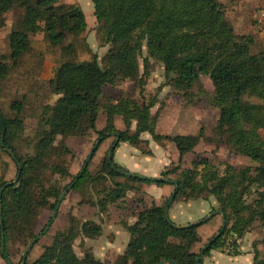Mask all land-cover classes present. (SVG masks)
<instances>
[{"label":"trees","instance_id":"trees-1","mask_svg":"<svg viewBox=\"0 0 264 264\" xmlns=\"http://www.w3.org/2000/svg\"><path fill=\"white\" fill-rule=\"evenodd\" d=\"M90 1L96 20L102 23L99 30L101 44L110 45L101 64L96 55L90 60L78 61L75 47L66 44L69 35H80L87 27L85 15L76 5L65 4L62 0H0V28L4 26L7 12L15 6L24 9L20 29L12 30L8 36V59L12 65L30 51L31 36L41 31L46 35L48 44L52 48L59 47L63 56L55 78L44 81L54 99L40 108L33 157L22 159L15 148V142L24 128L21 117L23 104L17 101L11 103L10 109L15 112L13 117L4 116L0 110V140L3 138L4 144L12 150L21 168L18 181L6 187L2 193V260H10L7 245L15 235L22 238L25 247L37 236L33 231V221L38 212L47 206V201L41 178L37 177L35 180L33 174L40 176L37 171L42 173L46 169L49 157H62L71 153L64 141L65 137H84L90 131L96 133V141L101 137L105 139V134L118 132L116 148L120 143L140 148L145 143L141 140L143 134H148L157 144L171 143L178 153V164L171 170L162 172L159 179L170 174L177 175L173 180L175 201L179 198L186 201L198 198L207 201L206 195L214 197L219 210L225 214L226 221L235 217V224L230 231L237 234L238 238L242 237L246 228L255 220L264 226V192L259 191L264 183V140L260 134L264 129V53L248 52V44L252 40L232 33V27L224 20L222 7L216 0ZM134 36L139 41H146L148 53L161 60L166 79L173 82L174 89L180 94L186 95L201 75L209 78L215 91L211 104L219 110L214 132L223 141L225 138L224 142L233 152L257 164L256 172L260 180L252 179L247 173L249 169H244L236 171L241 177L237 183L234 182L233 175L216 176L208 173L202 174V180L198 182L195 161H192L191 169L182 170L181 162L203 139L202 127L195 135H162L156 131L157 115L152 116L150 113L157 104L154 97L141 105L128 97L114 101L104 97L105 86H115L127 79L135 84L142 83L138 76L136 52L130 46ZM9 69L7 63H0V80L8 74ZM251 99L260 102H251ZM101 111L106 117V124L102 130L97 131L96 121ZM116 117L122 119L124 130L116 129ZM133 122L134 131L129 135ZM0 150L6 154L1 145ZM144 153L149 154L148 151ZM113 165L115 169L127 172L115 162ZM15 166L17 176L16 163ZM50 167L54 173L63 174L66 171L56 165ZM115 169L108 162L107 151L96 175H89L87 165L71 190L83 192L85 181L101 182L98 180L101 176L125 178L123 182H114L111 191H103L96 203L83 201L86 205L100 208L102 213L107 212L110 206L123 209L126 194L142 191L145 184H165L162 181L153 182L150 178H129ZM209 181H212L211 185H208ZM6 183L1 181L0 189ZM34 184L39 189L37 193L32 190ZM251 188L258 190V197L252 203H246L244 192ZM56 202L51 205L52 209ZM167 202L168 199L162 206L151 203L137 212L132 224L122 223L129 238L123 253L112 264H159L167 260L176 264H198V254L191 249L200 240L197 228L208 221L187 228H175L163 217ZM214 211L216 210L210 213ZM72 221L73 225L66 231L56 233L51 244L31 264L79 263L73 249L75 240L78 237L94 240L101 234V227L91 221ZM170 223L174 225L171 221ZM223 235L202 254L200 264H204L202 258L210 251L219 248ZM238 255L240 253L236 252L233 256ZM82 262L104 264L90 252L83 254ZM252 262L264 264V260L258 261L256 254Z\"/></svg>","mask_w":264,"mask_h":264},{"label":"rangeland","instance_id":"rangeland-1","mask_svg":"<svg viewBox=\"0 0 264 264\" xmlns=\"http://www.w3.org/2000/svg\"><path fill=\"white\" fill-rule=\"evenodd\" d=\"M216 1L221 5L223 18L227 24L231 25L232 33L252 40V43L248 44V52L250 54L264 53V21L261 23L256 21L260 17V13L264 12V0ZM62 2L76 5L84 13L87 26L86 30L80 35H69L66 44L75 47L78 61L90 60L93 55H96L98 62L101 64V59L108 52L110 45L101 44L99 30L102 23L98 22L94 16L92 2L90 0H62ZM23 15L24 9L15 6L5 14L4 26L0 28V63H7L10 67L8 74L0 80V110L4 116L13 117L15 112L10 109L11 103L17 101L23 104L21 117L24 128L15 142V148L17 154L25 159L33 157L35 154V131L38 128L40 108L46 103H51L54 99L44 81L55 78L56 66L59 67L63 56L59 47L52 48L48 44L46 35L41 31L31 36L30 51L24 54L15 65H12L8 59L10 55L8 36L12 30L20 29ZM130 46L136 52L138 76L141 77L142 83L135 84L134 81L127 79L115 86H105L103 88L104 97L113 101L128 97L139 105L148 103L154 97L157 104L150 110V113L152 116L157 115L156 131L160 134L195 135L202 127L203 139L199 141L192 153H188L183 157L181 162L182 170L191 169L192 161H195L196 180L198 182L202 180V174L208 173L216 176L233 175L234 182L237 183L241 180V177L236 171L244 169H249L247 173L252 179L260 180L259 174L256 172L257 164L247 157L233 152L224 142L225 138L223 141L214 132L213 129L219 116V110L211 104L215 91L209 78L201 75L199 81L189 89L187 94L182 95L174 89L173 82L166 79L161 60L156 56H150L145 40L139 41L134 36ZM2 56L5 58L2 59ZM250 101L260 102L257 99H251ZM116 121L118 130H124L125 125L122 119L116 117ZM105 124V115L103 112L99 113L96 121L97 131L102 130ZM133 131L132 127L129 135L133 134ZM260 134L264 140V129ZM96 139V133L91 131L84 137H65L64 141L71 153L62 157H49L46 160V169L42 173L39 170L37 171L40 176L33 174L35 180L37 177L41 178L46 189L47 201V206L38 212L33 221L35 235H39L49 222L53 212L51 205L59 199L65 187L80 172ZM147 139L151 142L150 136ZM114 141V136H108L101 142L88 164V173L91 177L96 175L100 169V162ZM159 145L161 146L154 143L149 144L148 142L140 145L143 151L153 152V156L141 155L136 158V162L140 164L139 169L144 170L143 173H134L126 165L121 166L127 172L146 178H160L162 172L169 171L178 164V155L171 143L163 142ZM125 147L129 150L132 149L129 146ZM113 162L118 161L113 160ZM51 165L62 167L66 171L63 174L54 173L50 167ZM227 166L231 167L233 171ZM15 176V163L0 150V182H12ZM176 178L177 175L170 174L164 179L173 181ZM98 180L101 182L85 181L83 192L70 190L66 194L52 221V225L29 252L26 264H31L42 254L44 248L51 244L56 233L70 228L74 223L72 219H78L79 223L91 221L101 227V235L98 239L78 237L75 240L73 249L79 258L78 264H83L82 259L85 252L94 254V257L104 264H112L118 255H121L125 247L124 244L128 240V234L121 231V228L123 229L122 223L124 225L132 224L137 212L151 203L163 204L171 197L174 189L172 185H169L164 190H154L148 187L146 192L140 191L135 194L128 192L123 202L126 205L124 213L122 210L117 211L119 210L117 207H114L115 209L109 207L107 212L101 213L100 208L86 206L83 201L88 200L96 203L102 197L101 193L103 191H111L114 182H123L125 178L101 176ZM100 184L103 188L100 187ZM211 184L212 181H209L208 185ZM261 186L259 191L264 192V183ZM32 190L35 193L39 192L35 184ZM244 193L246 194V203H252V200L258 197V190L252 188ZM206 198L207 201H201L200 198L195 201H186L183 198L172 201L170 205L172 208L168 212L170 221L175 226H178V223L188 222V220L196 223L211 214V211L219 210V204H217L214 197L206 195ZM187 202L189 203L187 204ZM177 208H180L178 209L180 214L179 217L176 216L175 218L174 211ZM234 218L230 217L229 221H226V228L222 235L225 231L227 233L223 235L222 244L215 250L217 252H215L212 264H242L243 259L246 257L251 259L255 254L258 261L264 260V226L258 220H255L246 228L242 237L238 238L237 234L230 231L232 225L235 224ZM244 219L246 221V217ZM221 224L222 217L217 214L212 216L207 223L201 225L198 228V231L201 232V239L192 246L191 251L198 254L209 239L220 231ZM15 233L18 234L17 231ZM23 242L22 238H18L17 235L9 241L7 249L12 264L21 263L22 254L27 247L24 246ZM236 252L243 255L232 259L231 257H234L233 255ZM243 256L245 257L242 258ZM202 260L204 261V258ZM0 264H6L1 257Z\"/></svg>","mask_w":264,"mask_h":264},{"label":"water","instance_id":"water-1","mask_svg":"<svg viewBox=\"0 0 264 264\" xmlns=\"http://www.w3.org/2000/svg\"><path fill=\"white\" fill-rule=\"evenodd\" d=\"M108 136H114L115 137V141L112 143V145L110 146L109 148V151H108V162L109 164L111 165V168L115 169L114 165H113V152L116 148V145L118 144V141H119V133L118 132H112V133H109V134H105V137H108ZM104 139V137H101L100 139H98L94 146L92 147V149L90 150L88 156L86 157L85 159V162L82 166V169L79 173V175L77 176V178L75 179V181L70 184L60 195L59 199L57 200L56 204H55V207L53 209V212H52V215H51V218L49 219V222L47 223V225L45 226V228L43 229V231L36 236V238L34 240H32L28 245L27 247L25 248L23 254H22V257H21V263L20 264H25L26 262V258L29 254V252L31 251L32 247L38 242V240L48 231V229L50 228V226L52 225V221L53 219L55 218L56 214H57V211H58V208L62 202V200L64 199V197L66 196V194L72 189L74 183L77 181V179L79 177H81V175L84 173V171L86 170V167L88 165V163L90 162L93 154L95 153L96 149L98 148L99 144L101 143V141ZM0 145L3 147V150L4 152L13 160L14 163H16V165L18 166V174L17 176L15 177L14 181L12 182H9V183H6L4 187H2L0 189V227H1V245H0V253L1 255H3L4 253V244H3V239H4V236H3V232H2V193L4 191V189L8 186H11L13 184H15L18 179H19V175H20V171H21V168H20V165L19 163L17 162V159L14 155V153L12 152V150H10L5 144H4V140L3 138H1L0 140ZM118 173L126 176V177H129V178H136V179H145L144 176H141V175H138V174H134V173H130V172H125V171H120V170H117L115 169ZM150 180H152L153 182H158V181H162L163 183H166V184H173L175 185V182L172 181V180H169V179H159V178H151ZM174 197H175V194H172L171 197L169 198L168 202L166 203L165 207H164V211H163V217L165 219V221H167L171 226L175 227V228H187V227H190V226H193V225H199L201 223H204L208 220H210L212 218V216L214 215H221L222 217V224H221V229L220 231L213 237V239H211V241H209L201 250L200 252L198 253V257H197V263H199V260H200V257L202 256V254L209 249V247L211 246V244L213 242L216 241L217 238L220 237V235L222 234V232L224 231V229L226 228V216L225 214L221 211V210H216L214 212H212L211 214H209L207 217H205L204 219H202L201 221H198L196 223H192V224H187V225H183V226H175V225H172L170 223V220H169V217H168V210H169V206L170 204L172 203V201H174ZM5 263L6 264H12L10 262V260L8 259H5ZM159 264H176L174 261H171V260H167V261H162L160 262Z\"/></svg>","mask_w":264,"mask_h":264},{"label":"crops","instance_id":"crops-1","mask_svg":"<svg viewBox=\"0 0 264 264\" xmlns=\"http://www.w3.org/2000/svg\"><path fill=\"white\" fill-rule=\"evenodd\" d=\"M56 69L58 70V66H56ZM51 79H54V78H51ZM100 113H102V112H100ZM116 123H117V121L115 122V119H114V125H115V127H116ZM134 126H135V122H133L132 123V127H133V129H134ZM131 127V128H132ZM156 127H157V125H156ZM116 129H118L117 127H116ZM160 134V133H159ZM162 135H164V134H162ZM167 135H169V134H167ZM149 137V135L148 134H143L142 136H141V140H143L144 142H148L149 144H151V143H154V144H156V145H158V146H161V145H159V144H157V143H155L152 139H151V142L150 141H148V138ZM125 146H129V147H131L132 149H133V151L131 152V150H129V149H127V147H125ZM68 147V146H67ZM174 147V146H173ZM69 148V147H68ZM175 149V148H174ZM108 151V150H107ZM107 151H106V153H107ZM147 152V151H146ZM148 152H149V150H148ZM175 152L177 153V151H176V149H175ZM105 153V154H106ZM141 155H143V156H153V152H149V154H147V153H144V151L141 149V148H136L135 146H132V145H130V144H128V143H120L119 144V146L115 149V151H114V154H113V160L115 161V160H117L118 162H115V164H117L118 166H120L121 168H123V166H121V165H126L127 167H129L131 170H132V172H134V173H143V171L144 170H140L139 168V166H140V164L139 163H137L136 162V158L138 157V156H141ZM177 155H178V153H177ZM187 155V154H186ZM105 156V155H104ZM103 156V157H104ZM160 165H161V163H160ZM124 170H125V168H123ZM153 176H154V174H153ZM146 178V177H145ZM151 179V178H150ZM153 185H155V186H153ZM169 185H172L173 186V188H174V185L173 184H163L162 186H157L156 184H154V183H150V184H145V185H143L142 186V191H144V192H146V189L149 187V188H153L154 190H164V188H166V187H168ZM173 191H174V189H173ZM172 194H173V192H172ZM171 194V195H172ZM169 200V199H168ZM201 201H203V200H201ZM165 203V202H164ZM163 203V204H164ZM189 202H187V204H188ZM154 204V203H153ZM163 204H155L156 206H162ZM151 205V204H150ZM149 205V206H150ZM86 206H88V205H86ZM110 207H113L114 208V206H110ZM125 207H126V205H124L123 204V209H119V210H117V211H121L122 210V212L124 213L126 210H125ZM170 208H172L171 206H170ZM169 208V209H170ZM109 209V208H108ZM115 209V208H114ZM178 209H180V208H177V210H175L174 212H175V218H176V216L177 217H179V214H180V212L178 211ZM168 212H169V210H168ZM188 223H195V221H189L188 220V222H185V223H178V226H183V225H187ZM199 228V227H198ZM198 228H197V233H198V236H199V238L201 239V232H199L198 231ZM121 231L122 232H125L122 228H121ZM126 233V232H125ZM101 235V234H100ZM99 235V236H100ZM126 238V237H125ZM128 238H129V236H128ZM98 239V238H97ZM127 242H128V240H127ZM126 242H125V246H126ZM124 249H125V247H124ZM124 249H123V251H124ZM123 251L121 252V254L123 253ZM215 252H217V251H215V250H213V251H210V253L206 256V257H204V261H203V263L204 264H212L213 263V261H214V255H215ZM219 253V252H218ZM221 254V253H220ZM243 254H240V255H238V256H234V257H231L232 259H236V258H239L240 256H242ZM119 256V255H118ZM245 256H243L242 258H244ZM252 260H253V257H251V259L249 258V257H246L245 259H243L242 260V264H250L251 262H252ZM253 263V262H252Z\"/></svg>","mask_w":264,"mask_h":264},{"label":"built area","instance_id":"built-area-1","mask_svg":"<svg viewBox=\"0 0 264 264\" xmlns=\"http://www.w3.org/2000/svg\"><path fill=\"white\" fill-rule=\"evenodd\" d=\"M257 22L261 23L264 21V12L260 13V17L256 19Z\"/></svg>","mask_w":264,"mask_h":264}]
</instances>
